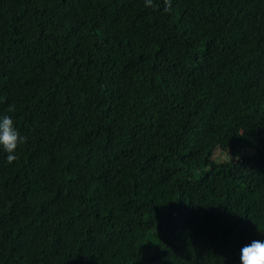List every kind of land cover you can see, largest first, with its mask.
<instances>
[{
	"label": "trees",
	"instance_id": "trees-1",
	"mask_svg": "<svg viewBox=\"0 0 264 264\" xmlns=\"http://www.w3.org/2000/svg\"><path fill=\"white\" fill-rule=\"evenodd\" d=\"M0 0V264H240L264 240V0ZM12 106L14 111L9 112Z\"/></svg>",
	"mask_w": 264,
	"mask_h": 264
},
{
	"label": "clouds",
	"instance_id": "clouds-1",
	"mask_svg": "<svg viewBox=\"0 0 264 264\" xmlns=\"http://www.w3.org/2000/svg\"><path fill=\"white\" fill-rule=\"evenodd\" d=\"M165 11L171 10V0H164ZM153 0H145V7H152ZM8 111H14L9 106ZM27 138L20 136L12 118L8 115L0 117V148L7 153V162L12 164L17 156L15 150L18 145L26 143ZM240 264H264V240H253L245 245L240 252Z\"/></svg>",
	"mask_w": 264,
	"mask_h": 264
}]
</instances>
